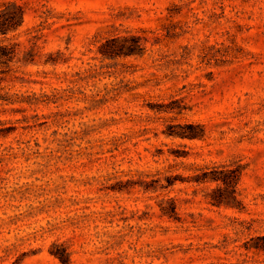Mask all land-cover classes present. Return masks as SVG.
<instances>
[{
  "label": "rangeland",
  "instance_id": "obj_1",
  "mask_svg": "<svg viewBox=\"0 0 264 264\" xmlns=\"http://www.w3.org/2000/svg\"><path fill=\"white\" fill-rule=\"evenodd\" d=\"M14 1L0 264H65L61 246L68 264H264V0ZM114 37L139 54L104 58ZM191 124L203 138L167 135ZM215 164L243 166L242 210L195 181Z\"/></svg>",
  "mask_w": 264,
  "mask_h": 264
},
{
  "label": "trees",
  "instance_id": "obj_2",
  "mask_svg": "<svg viewBox=\"0 0 264 264\" xmlns=\"http://www.w3.org/2000/svg\"><path fill=\"white\" fill-rule=\"evenodd\" d=\"M26 14V5L18 1H4L0 4V35L4 37L0 40V63L10 64L13 62L18 53V44H6L8 36L17 32L24 24ZM141 43L138 37H114L107 39L100 46V53L104 58H116L121 56H130L139 54ZM181 130L169 132L167 135L173 137H181L188 139H201L204 137V129L200 125H185L180 126ZM200 129V130H199ZM243 166H232L230 164H215L213 166H205L200 168L202 171L196 175L195 181L201 184L216 183L206 196L207 201L216 207L234 208L242 210V202L239 199L238 185L243 174ZM167 185L163 187H171L176 184L178 179L173 176H168ZM163 212L170 217L177 211L176 203L171 200V208L163 207ZM263 240L264 238H258ZM258 251H264V243L257 242L252 248ZM52 253L57 256L63 263L70 262V252L64 246L61 250H53Z\"/></svg>",
  "mask_w": 264,
  "mask_h": 264
}]
</instances>
